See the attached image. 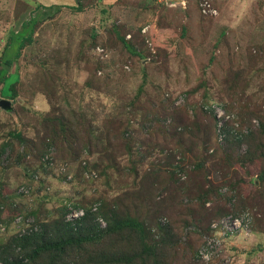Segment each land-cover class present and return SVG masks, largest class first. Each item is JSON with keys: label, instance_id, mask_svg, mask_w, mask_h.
<instances>
[{"label": "rangeland", "instance_id": "rangeland-1", "mask_svg": "<svg viewBox=\"0 0 264 264\" xmlns=\"http://www.w3.org/2000/svg\"><path fill=\"white\" fill-rule=\"evenodd\" d=\"M215 6L203 18L151 0H0V264L91 236L67 215L95 204L99 228L132 218L143 236L47 247L31 264H135L144 246L157 264H200L204 232L246 212L251 227L211 264H264V0ZM209 101L241 141L218 142ZM70 119L82 139L66 143Z\"/></svg>", "mask_w": 264, "mask_h": 264}, {"label": "built area", "instance_id": "built-area-1", "mask_svg": "<svg viewBox=\"0 0 264 264\" xmlns=\"http://www.w3.org/2000/svg\"><path fill=\"white\" fill-rule=\"evenodd\" d=\"M215 1L216 0H198L199 9L204 16L214 17L219 13L218 8L215 6ZM153 2L158 6L169 9H180L183 11L188 10L190 6V0H153ZM203 109L212 114L216 119V135L219 143L224 144L231 134L236 139L242 137V133L237 132V128H230L229 123L233 116L226 112L223 104L219 102H211L205 104ZM24 191V188H22L21 193ZM98 208L99 206L96 204L93 210L97 211ZM85 216L86 212L83 208L72 206L68 210V221L72 225H76ZM23 219L22 216H19L17 220L21 223ZM99 221L103 225H106L103 219H99ZM251 225L252 217L249 212L215 222L212 225V234L203 237L202 244L197 252V259L202 264H211L223 251L225 243L228 240L248 230Z\"/></svg>", "mask_w": 264, "mask_h": 264}, {"label": "trees", "instance_id": "trees-1", "mask_svg": "<svg viewBox=\"0 0 264 264\" xmlns=\"http://www.w3.org/2000/svg\"><path fill=\"white\" fill-rule=\"evenodd\" d=\"M151 2L154 4L153 0H151ZM160 7H162V6H160ZM192 7H194V8L197 9V11L199 12V14H200L201 17H203V18H212V17L204 16L201 13V11L199 9V6H198V0H190V6H189L188 10H186V11H183V10H180V9H169V8H165V7H162V8L168 9V10L179 11V12H187ZM33 40H34L33 33H31L28 37L24 38L22 40V42L20 43V45H19V52L16 54L17 55L16 57H19L21 51L27 46V44H31L33 42ZM129 46H130V49H129L130 53L132 55H135L136 56L137 55V53H136L137 51L135 50V48L131 44H129ZM7 64L8 65H12V60L9 61V62H7ZM1 71L2 70H0V74H1ZM15 80L18 81V78L16 77ZM16 81H14L12 83L9 82V87H8V90L7 91L8 92H11V93L8 94V95H5V96H7V98L14 97L15 94H12V93L14 91L13 85H14V83ZM8 92H6V93H8ZM211 102L212 101H209V102H206L205 104H209ZM63 113H64V111H63ZM206 113L210 117L213 118L214 124H215V127H216L217 123H216L215 117L212 114H210L209 112H206ZM76 115L77 114H75L74 116L76 117ZM67 118L68 117H65V120H67ZM71 122H72V120L70 121V123L69 122L67 123L65 121L64 125L67 128L65 130L63 129V132H61V136H60V137H63L67 141L66 143H71L72 140L77 141L76 139L73 138V136H75V137L77 136V138L80 137V139H82V137L77 134V132H78L77 129H76L77 124H75V125L72 124L71 125ZM88 134L89 135H86L83 139H86L89 142V140L90 141L93 140V134L92 133H88ZM215 134H216V129H215ZM83 141H84L83 146L89 145V143L87 141H85V140H83ZM231 141H241V138L236 140L233 136H229L227 138V140H226L225 143L228 144ZM259 145H261V143H259ZM259 151H261V149ZM258 179H259V182L261 184L260 186H263L264 185V170H261ZM206 185L207 184L204 183L201 186V181H199V182L196 183V187L199 189V192L205 191L206 190V188H205ZM208 191H209V189L207 191H205L204 194L206 195ZM94 206H91L88 210H86V216H85V220H88L89 219L91 222H93L91 228H95L96 227L95 230H94V234H92L91 236L80 237L78 239L70 238V239H68L66 241H59V242H54V243L50 242L49 246H44L43 245V246L36 247L33 252H31L30 254L29 253L26 254L25 256L28 259L27 262H23V261L20 262L19 260L18 261H16V260H14V261H6L5 260L4 264H31V262H33L37 258V255L39 254V252H42L43 250H46L47 247H48L47 249H49V248L50 249H58L59 247L64 246V245H67L69 243L81 244V243H83L85 241H89L91 243H95V242L98 243V241H100L103 237H105L107 235L115 234V233H117L119 231H123L125 229L132 230V231H134V233L139 234V239H140L141 235L143 236V234H144L143 233V231H144L143 224L142 223H139L137 220L132 219V218H127V219H124V220H119L114 225H112L111 223H109L108 224V227L106 229H104V230L101 229V228H99V226H98V224H97L96 221L101 216V208H98L97 211H94L93 210ZM211 234H212V229H210V230L208 229L207 232H204V235L203 236H205V235H211ZM41 237L43 238V234H41V233L40 234H37L36 239L37 238H41ZM23 238H26V237H23ZM136 239H138V238H136ZM24 240L25 239H22V241L19 242V243H24ZM19 245H21L20 247H22V248L24 247L22 244H19ZM156 251H157V249H155V247H153V246H144L142 248V250H140L139 252L138 251L135 252L134 256L131 257V258H129L128 261L129 262H132V263H135V264H143L146 261V258L147 257H150L151 260H149V261L156 263V260H159L160 258H162V256H157ZM198 262L200 264H202L199 260H198Z\"/></svg>", "mask_w": 264, "mask_h": 264}, {"label": "water", "instance_id": "water-1", "mask_svg": "<svg viewBox=\"0 0 264 264\" xmlns=\"http://www.w3.org/2000/svg\"><path fill=\"white\" fill-rule=\"evenodd\" d=\"M1 104L5 107H9L11 105L9 101H2Z\"/></svg>", "mask_w": 264, "mask_h": 264}]
</instances>
